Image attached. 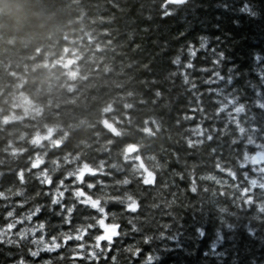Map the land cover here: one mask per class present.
I'll return each instance as SVG.
<instances>
[{"label":"trees","instance_id":"16d2710c","mask_svg":"<svg viewBox=\"0 0 264 264\" xmlns=\"http://www.w3.org/2000/svg\"><path fill=\"white\" fill-rule=\"evenodd\" d=\"M143 2L0 0V144L21 131H43L44 124L60 126L53 138L70 133L65 147L94 139L102 117L134 111L125 104L143 108L141 95L150 98L154 87L164 93L156 99L159 133L146 149L159 165L154 182L144 185L107 165L106 174L92 181L107 185L97 184L94 197L126 199L127 193L137 202L136 212L126 203L107 202L106 222L115 216L119 235L101 264H111L112 256L116 264H264V189L259 188L264 173L258 170L264 161L251 163V156L264 152L259 134L264 130V0H188L179 5L152 0L149 15ZM177 57L181 63L174 65ZM189 62L192 68H184ZM160 72H166L167 82L151 84L149 79H159ZM238 105L243 112L234 111ZM104 108L109 111L102 112ZM198 124L206 130L200 135L192 131ZM124 178L131 183L117 187L116 181ZM14 187H22L23 194L0 197V229L15 224L12 235L5 233L0 241V264L21 258L41 264L58 256L60 250L41 251L37 257L29 252L43 248L41 235H74L76 227L94 222L87 217L99 216L78 204L74 214L50 205L43 193L55 185L41 186L33 178L21 185L14 173L0 174V191ZM70 195L66 193V205H73ZM249 196L253 199L245 204ZM37 205L41 211L27 219ZM7 211L14 216L8 218ZM56 212L70 216L69 223L63 224ZM41 222L44 229L38 227ZM21 229L23 239L15 235ZM97 233L85 229L82 240L90 245ZM10 238L17 243H6ZM137 249L140 254L134 257Z\"/></svg>","mask_w":264,"mask_h":264},{"label":"clouds","instance_id":"9594fccd","mask_svg":"<svg viewBox=\"0 0 264 264\" xmlns=\"http://www.w3.org/2000/svg\"><path fill=\"white\" fill-rule=\"evenodd\" d=\"M168 0H160L161 5ZM152 0H144L141 7L145 9V15L150 14ZM159 79H149L151 84H165L167 82L166 72L158 73ZM69 89L72 87L68 85ZM147 87V85H146ZM152 95L145 98L141 95L139 103H144L143 108H136L133 104H125V109L134 111H124L119 115H112L111 119L101 118L98 121L99 130L93 133L94 139L73 143L70 147H65L68 143L70 133L63 131V134L54 133L60 127L59 125H43V131L39 128L31 133L21 131L18 136L6 139L0 144V174L18 176L21 171L27 181H31L34 176L44 177L45 172L48 177L74 176L80 171L86 170V167L100 169L101 161L108 167H113L117 171H125L133 180L142 181L146 176L145 169L154 173L157 168L154 155L146 154V149L154 142L158 136L160 128V118L156 99L164 95L160 90L152 87ZM159 93V95H157ZM150 99V102H148ZM108 112V108L101 110ZM27 114V110L25 112ZM39 114V112H37ZM19 119V117H4L3 120ZM46 142V143H45ZM135 147L136 151L129 154L126 149ZM136 156L141 159L137 161ZM100 157H103L101 159ZM127 161V163H125ZM33 165L39 166L35 171L29 172ZM22 187L5 188L0 191L4 197L14 196L17 192L23 194ZM127 194V193H125ZM101 199V207L106 210L105 197L107 194H96ZM129 194L122 198L121 204H128ZM132 197V196H131ZM111 224H115L116 217H111ZM93 227H95V222ZM87 223L81 224L78 229H74L78 235H83ZM112 228H107L105 235L112 233ZM6 243L9 244L8 240ZM87 248L89 242L81 240ZM15 244V241L12 242ZM41 244V243H40ZM43 245V244H42ZM96 241L91 243L95 249ZM44 246V245H43ZM36 251V250H35Z\"/></svg>","mask_w":264,"mask_h":264},{"label":"snow or ice","instance_id":"6c2138e0","mask_svg":"<svg viewBox=\"0 0 264 264\" xmlns=\"http://www.w3.org/2000/svg\"><path fill=\"white\" fill-rule=\"evenodd\" d=\"M169 2H175V0H169ZM189 53L191 54V48H189ZM181 62L179 58L177 57L175 60H173L174 65H179ZM184 68H192V64L186 63L184 65ZM184 75L185 82L188 81V76L184 73H181ZM171 75H176V73H172ZM215 77V74H214ZM195 87V85H193ZM219 93V90H216ZM159 95V93H157ZM233 100L229 99L228 104H232ZM222 108L227 107V105H221ZM220 109H217V112H219ZM234 111L236 113H241L244 111L243 105H238L234 108ZM185 119H191V117L186 116ZM233 120H235L234 117H232ZM238 130L243 133L245 129L243 127L239 126V123H237ZM216 129L213 128L212 131H215ZM194 134L200 135L203 131L201 130L199 124L197 125L196 129L192 130ZM223 132V130H221ZM252 131L254 133H257V129L255 125L252 127ZM261 137H264V130H261L259 132ZM208 140H212L213 137L209 135ZM195 143H200V141H197ZM248 144L253 143V137L249 136L247 140ZM189 147L194 146V142L192 140H188ZM129 154L136 151L135 147H130V149H126ZM245 160H248L249 157L247 154H245ZM135 159L139 161L141 159L140 156H136ZM264 161V152H257L255 155L251 156V163L253 165L259 164L260 162ZM127 163V161H125ZM159 165H157L158 167ZM39 166L33 165L31 169H29V172H33V170H36ZM115 167V166H113ZM219 167V165H217ZM261 173H264V167H261L258 169ZM123 171V170H121ZM145 172L147 173L146 176L142 179V183L144 185H150L154 182V175L152 172H148L145 169ZM98 174H106L105 168H104V162L101 161L100 169L90 168L86 167V170L80 171L74 176H64L60 179H57L56 177H48L47 173L45 172L44 177L40 176H34L33 179L39 181L41 186H47V185H55V190L52 191H46L43 194L45 196L50 197V205H56L59 209L66 210V213L74 214V205L78 204L80 206H83L87 208L89 211L94 210L95 213H98L99 216H89L87 217L88 220L95 222V227H93V223L89 222L87 223L86 229H98V233L92 236V239L96 241L95 249L92 248L91 244L86 248L83 243H80L82 240V236L84 235H78L75 231V234L73 235L72 232H53L50 233L47 237L41 235L39 237V243L43 244L42 249H38L36 251H30L29 254L31 257H37L41 251H46L47 253H54L55 250H60L61 254L58 256H54L52 258L46 259L41 261V264H64V261H68V264H78V261H83L84 264H101V258L102 256H105L109 253V249L113 247V241L114 238L119 235L118 233V224H111L106 222L108 219V214L106 213L105 208L101 207V199L99 196H93L92 192L95 190V187L97 184H100L101 187H107V185H103L101 181L96 180L95 182H92L94 178ZM25 173L23 171L20 172L16 178L19 180V183L21 185H25L27 183V180L25 179ZM247 173H245V176ZM71 180V184H68L66 181ZM131 183L129 178H124L122 180L116 181V186L119 187L120 185H129ZM252 185H255L257 182L255 180H252L250 182ZM61 188L64 190L61 191ZM260 189H264V183H261L259 185ZM195 190V189H193ZM248 189H245L244 192H247ZM70 192L71 195L69 199L73 200V205H66L63 201L66 196V193ZM244 192L241 193V195H244ZM22 193L17 192L15 196H20ZM36 195H41L40 191L36 192ZM127 195V194H125ZM0 197H4L0 195ZM127 199L130 201V203L127 204V209L136 212L137 211V202L134 200L131 196H128ZM253 197L249 196L246 200H244L245 204H248L252 201ZM122 198L118 195L116 196H106L105 202L108 201H116L121 203ZM264 211V208L261 209ZM41 211V206L37 205L35 207V211L30 213L26 218L32 219L33 216ZM57 216L61 217V222L63 224H68L71 217L68 215H65L64 212H56ZM6 216L8 218H12L14 216L13 211H7ZM15 227V224L12 222H8L5 224V227L3 229H0V241L3 240L5 233H7L9 236L12 235L11 230ZM39 228L44 229L46 225L41 222L38 225ZM55 227V226H53ZM80 226L76 227L78 229ZM112 228L113 231L110 235H105V231L107 228ZM167 227V225H165ZM32 231H35L33 228ZM16 236L21 237V239L25 236V229H21L19 232L15 233ZM15 241L14 239H8L9 244H12V242ZM63 242H75V245L73 247H67L66 243ZM102 242H106L102 245ZM15 243H17L15 241ZM33 244L37 243L36 240L32 241ZM145 243H147V239L145 240ZM140 249H137L135 252L132 253V255L138 256L140 254ZM65 252L70 253V255H66ZM117 257L112 256L111 257V264H116ZM14 264H26V261L24 258H21L17 261H14Z\"/></svg>","mask_w":264,"mask_h":264},{"label":"water","instance_id":"95a60500","mask_svg":"<svg viewBox=\"0 0 264 264\" xmlns=\"http://www.w3.org/2000/svg\"><path fill=\"white\" fill-rule=\"evenodd\" d=\"M188 0H175V2H169V0H168V2H166L167 4H172V5H179V4H183V3H185V2H187ZM118 229H119V227H118Z\"/></svg>","mask_w":264,"mask_h":264}]
</instances>
